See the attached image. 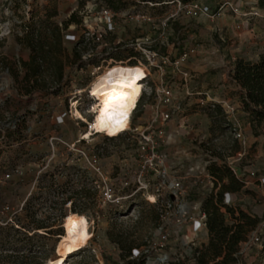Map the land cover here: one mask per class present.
Instances as JSON below:
<instances>
[{
    "label": "rangeland",
    "instance_id": "1",
    "mask_svg": "<svg viewBox=\"0 0 264 264\" xmlns=\"http://www.w3.org/2000/svg\"><path fill=\"white\" fill-rule=\"evenodd\" d=\"M106 1L0 0V211L6 204L16 210L22 208L13 222L0 214V264H49L59 257H64L69 264H122L121 247L113 243V238L125 247L142 246L152 238L159 221L157 209L142 197L117 211V206L99 203L97 190L91 183L96 178L95 173L79 152L84 151L88 156L98 154L101 167L110 179L134 154L135 148L121 138L107 141L105 136H91L79 143L86 127L76 111L91 121V116L86 114L91 88L98 102H103V86L113 67L130 66L119 61L109 64L108 53L115 50L104 49L113 47L115 38L122 39L126 46L136 45V40L144 35H175L181 49L175 52L177 56L184 48L207 46V71L193 73L191 89L194 91L195 86L207 83L213 100L224 99L239 106L240 101L234 95L236 87L230 82L231 67L238 59L255 62L264 54V18L252 19L239 31H234L235 19L230 9L215 21L181 16L168 27H161L159 17L152 16L148 21L131 15L160 16L165 10L137 5L114 14V30L104 41L99 40L93 33L102 27L98 18ZM232 1L200 0L213 12L223 3ZM167 10L166 15H171L174 9ZM249 10L245 5L244 12ZM30 26L37 29L36 35H42L45 43L60 31L62 53L59 59L65 66L62 82L47 76L43 80L44 90L39 88L32 93L23 86L22 66L29 61L31 52L20 41ZM191 35L196 37L191 38ZM76 48L78 61L74 60ZM98 64L101 69L96 71ZM167 66L165 79L182 85V76L173 73L170 64ZM152 75L153 79H158L154 71ZM213 100L188 107V113L192 114L189 125L201 132L198 135L195 132L192 139H179V145L184 150L192 148L199 153L211 149L227 162L245 153L236 165L243 173L256 172L261 185L245 189L234 196V202L264 220V133L255 137L241 113H237L236 121L226 114L227 117L213 124L203 110L209 104H216ZM141 123L135 121L136 125ZM236 123L243 130L246 146L235 138ZM14 131L21 133L8 140L9 133ZM8 174L10 179L5 178ZM69 202H74L82 214L77 215L67 208ZM74 217L81 219L84 239L81 246L68 242L66 226ZM40 223L49 229L38 230Z\"/></svg>",
    "mask_w": 264,
    "mask_h": 264
},
{
    "label": "built area",
    "instance_id": "2",
    "mask_svg": "<svg viewBox=\"0 0 264 264\" xmlns=\"http://www.w3.org/2000/svg\"><path fill=\"white\" fill-rule=\"evenodd\" d=\"M138 4L154 9H164L165 12L160 16L148 13H138L133 16L130 14L132 18L135 16L138 20L151 21L152 16L159 17L161 27H168L170 22H176L181 16L188 19L205 18L215 21L223 17L228 9L235 19L234 31H239L241 26L249 23L252 19L264 18V9L259 6L258 0L225 2L214 12L206 8L200 0L190 2L168 0L164 3L139 0ZM245 5L249 6V12H244ZM169 8L174 10L171 15H166ZM116 13L119 12L108 7L107 4L101 9L98 20L106 29L101 27L100 30L93 33L98 37L97 39L103 40L110 36L107 34H111V31L114 30L112 21ZM174 37L175 35H144L136 40V45L126 46L122 39L115 38L113 47L104 49L117 50L123 47L134 49L138 56L119 61V63L130 65L126 67L131 68L141 67L145 73L141 82L143 86L141 95L128 117L129 127L125 132L117 137H110L106 132L97 133V130L93 128L98 100L93 95L92 88L86 111V114L91 116V121L81 119L85 124L86 131L81 136L79 143L89 140L84 137L87 132H91L92 137L105 136V139L108 138L112 141L121 138L125 144L135 148L133 156L125 160L112 179L105 175L98 154L94 153L88 156L84 151L79 152L81 159L85 158L88 166L95 173L96 178L91 183L97 190L99 203L117 206L115 209L117 211L131 206L138 197H142L157 209L159 221L155 225L152 238L145 245L135 248L127 259L131 261L143 260L144 264H198L202 253L209 245L205 238H210L208 213L204 203L210 197L217 200L218 193L222 188V182L211 175L210 167L212 165H228L235 177L244 182V190L250 189V186L261 185V179L256 172L243 173L237 167L236 164L244 158L245 153L241 152L233 162H227L221 160L211 149L207 148L204 153L202 151L199 153L192 148L184 150L179 145V139H192L195 134L188 123V107L193 104L191 97L194 95L190 82L195 77L193 73L197 72L192 71L190 67L189 71L185 69L201 49L198 45H194L184 48L182 53L177 56L175 52H181V49ZM108 46L106 43V47ZM154 47H158V50H155ZM163 47L166 48L164 53L161 52ZM109 55L110 53H108V58ZM156 60L161 62L157 63ZM117 62L110 58L109 64ZM168 64L172 66L173 73L178 72L182 76L184 81L182 85L165 79ZM99 69L101 67L98 64L95 70ZM153 71L158 79H153ZM213 101L236 121L239 105L230 104L224 99H214ZM76 102L79 103L78 99ZM199 104L204 105L207 102L202 100ZM136 120L142 123L136 125ZM236 124L235 138L240 144L246 146L243 130L238 123ZM3 140H6L5 136H3ZM10 177L9 174L5 176L6 179H10ZM239 193L242 192L226 193L220 206L221 212L228 217V224L231 226L235 224L228 211L229 208L234 210L236 216H239L242 211L260 220L259 217L245 210L242 204L234 202V196ZM72 206L73 202L66 204V207L71 211ZM19 210L22 208L16 210L15 207L6 204L2 207L0 214L10 217L8 222H13ZM97 216L99 220L100 216ZM236 257L238 258L237 264H264V220H260L259 224L247 235L246 240L240 243V250ZM220 260L222 259L219 258L217 262Z\"/></svg>",
    "mask_w": 264,
    "mask_h": 264
},
{
    "label": "trees",
    "instance_id": "3",
    "mask_svg": "<svg viewBox=\"0 0 264 264\" xmlns=\"http://www.w3.org/2000/svg\"><path fill=\"white\" fill-rule=\"evenodd\" d=\"M142 2L164 3L168 0H141ZM190 2L193 0H184ZM259 6L264 9V0H258ZM106 4L116 12H121L130 9L133 6L139 5L137 0H107ZM164 10V9H163ZM76 20V17H73ZM55 31V29H54ZM37 29L30 26L26 34L21 38V42L26 44L30 50V59L22 63L24 76L23 86L26 87L28 93H32L41 88L44 90V82L47 76L60 83L64 79L65 66L59 59L61 55V34L60 31L55 33L53 39L48 43L44 42L42 35H36ZM158 50V47H154ZM75 49L74 60L78 61ZM162 53L166 52V48L161 49ZM138 56L134 49H117L110 53L109 58L116 61H124ZM70 60V58H69ZM135 63V62H133ZM132 63V64H133ZM125 67L122 65H117ZM230 82L236 87L235 96L240 101L238 113L245 116L247 123L250 126L251 132L255 137L264 133V54L260 55L255 62L238 59L234 67L230 70ZM203 110L207 113L212 123L221 121V118L227 117L225 110L217 104H209ZM20 131L9 133L8 140L13 139L14 136L19 135ZM11 137V138H10ZM107 141H112L106 139ZM211 175L222 182V188L218 193V198L210 197L205 200L204 207L208 213V231L210 242L208 247L202 253L198 264H237L238 258L236 254L240 250V243L246 240L247 235L260 222L258 218H253L245 212L240 211L239 216H236L234 210L229 208L232 219L235 221L234 225L228 224V217L221 212L224 195L226 193H238L244 191V182L238 180L233 174L230 167L224 165H212L210 167ZM226 181V182H225ZM83 194V193H82ZM90 194V193H87ZM86 194V195H87ZM92 194V193H91ZM73 213L82 214L73 202ZM159 219V217H158ZM51 228V227H50ZM49 229L43 223L38 224V230ZM52 232V230H49ZM53 234V233H49ZM113 243L121 247L123 260L122 264H144L143 260L131 261L127 260L135 248L141 246L125 247L120 240L116 241L113 238ZM221 258L222 260H217Z\"/></svg>",
    "mask_w": 264,
    "mask_h": 264
},
{
    "label": "bare ground",
    "instance_id": "4",
    "mask_svg": "<svg viewBox=\"0 0 264 264\" xmlns=\"http://www.w3.org/2000/svg\"><path fill=\"white\" fill-rule=\"evenodd\" d=\"M113 69L114 71L109 74L103 86V102H98L96 105L93 128L97 130V133L106 132L107 134L118 135L125 132L129 127L127 120L141 95L143 89L141 82L145 73L141 67L120 66L113 67ZM74 105L76 106L77 104ZM76 116L78 119L86 121L78 110L76 111ZM91 136V132H88L84 138L88 139ZM80 225L81 219L77 217L67 223L68 242L72 246H81L84 243ZM49 264L69 263L64 257H59L52 260Z\"/></svg>",
    "mask_w": 264,
    "mask_h": 264
},
{
    "label": "crops",
    "instance_id": "5",
    "mask_svg": "<svg viewBox=\"0 0 264 264\" xmlns=\"http://www.w3.org/2000/svg\"><path fill=\"white\" fill-rule=\"evenodd\" d=\"M190 37L193 38V37H196V35H191ZM206 41H207V39H206ZM199 47H200L201 51L196 57H194L192 59V62L190 64V69L192 71L197 72V73L198 72L203 73V72L207 71L206 70V68H207V46L205 47V46L201 45ZM194 91H196V92H194ZM194 91H193L194 95L191 97V103H193V104L199 103L202 100L205 101V102H207L208 100H213L211 95H210L211 94L210 90L207 91V83L206 84L202 83V84H200L198 86H195ZM191 115L192 114H189V117ZM195 115H197V114H195ZM192 124H193V122H192ZM195 132L198 135V134H200L201 130L197 129V130H195ZM205 240L207 241V244H208L209 241H210V238L207 237V238H205Z\"/></svg>",
    "mask_w": 264,
    "mask_h": 264
}]
</instances>
